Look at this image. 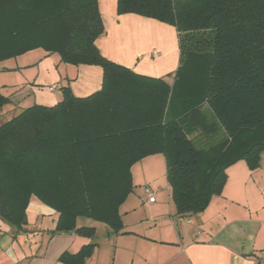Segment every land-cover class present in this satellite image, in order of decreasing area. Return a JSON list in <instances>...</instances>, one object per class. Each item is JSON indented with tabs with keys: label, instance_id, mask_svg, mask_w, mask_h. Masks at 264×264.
<instances>
[{
	"label": "trees",
	"instance_id": "1",
	"mask_svg": "<svg viewBox=\"0 0 264 264\" xmlns=\"http://www.w3.org/2000/svg\"><path fill=\"white\" fill-rule=\"evenodd\" d=\"M134 13L174 26L180 63L173 82L106 57L98 0H0V70L36 48L64 63L103 68L99 90L34 103L3 118L0 90V217L22 229L32 196L59 213L55 232L93 238L94 226L121 232L120 206L134 189L132 167L161 153L177 214L203 211L220 195L227 168L251 169L264 151V0H118ZM96 243L64 252L86 264Z\"/></svg>",
	"mask_w": 264,
	"mask_h": 264
},
{
	"label": "crops",
	"instance_id": "2",
	"mask_svg": "<svg viewBox=\"0 0 264 264\" xmlns=\"http://www.w3.org/2000/svg\"><path fill=\"white\" fill-rule=\"evenodd\" d=\"M98 3L106 27L97 40L102 53L138 73L173 82L180 63L177 29L139 14H119L118 0ZM44 55L35 63L39 68L32 76L20 71L25 76L23 81L11 85L9 92L0 88L10 98L3 118L18 114L24 108L23 101L27 106L57 104L63 98V86H70L80 97L101 88V66L67 63L60 72V66ZM3 64L15 69L7 61ZM146 162V170H136ZM132 174L134 189L120 206L121 232L103 222L79 217L78 227H96L93 238L74 230L54 233L59 213L32 196L22 229L0 217V262L65 264L59 260L64 252L76 253L93 242L96 246L86 264H264V151L255 169L245 160L229 166L222 193L195 214H177L163 154L144 157L133 165ZM146 186L156 191L155 201L145 194Z\"/></svg>",
	"mask_w": 264,
	"mask_h": 264
},
{
	"label": "rangeland",
	"instance_id": "3",
	"mask_svg": "<svg viewBox=\"0 0 264 264\" xmlns=\"http://www.w3.org/2000/svg\"><path fill=\"white\" fill-rule=\"evenodd\" d=\"M47 54L49 57L48 59L51 61H55L59 67V71L62 72L64 69V65L62 64H67L64 63L60 60V57L57 53H47L43 48H36L33 49V51L31 50V53L26 52L23 53L21 55H18L14 58L8 59L7 60V64L12 65L13 67H15L14 70H6V71H0V88L4 89L3 91H11L12 87H10L11 85H14L18 82L23 81L24 77L23 76V72L21 73L20 71H26V73L30 76L33 75L34 70L36 72V70L38 71V63L40 61V59L42 57H44ZM58 59V60H57ZM6 62V61H5ZM37 63V64H35ZM35 68V69H33ZM5 84H7V86H3ZM28 104H22V107H28ZM149 163H140L139 166L136 168V170H146L148 167ZM53 255V252L50 251L49 252V257H51ZM0 264H8V261L6 259H4V261L0 262Z\"/></svg>",
	"mask_w": 264,
	"mask_h": 264
},
{
	"label": "built area",
	"instance_id": "4",
	"mask_svg": "<svg viewBox=\"0 0 264 264\" xmlns=\"http://www.w3.org/2000/svg\"><path fill=\"white\" fill-rule=\"evenodd\" d=\"M50 89L51 90H54L55 89V86L53 85V86H50ZM144 190H145V194L148 196V198H149V200L150 201H155V190L152 188V187H150V186H146L145 188H144Z\"/></svg>",
	"mask_w": 264,
	"mask_h": 264
}]
</instances>
